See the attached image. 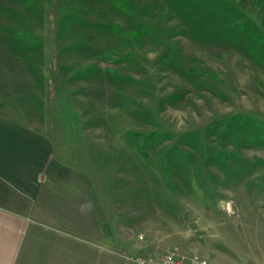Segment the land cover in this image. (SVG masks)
<instances>
[{
  "label": "rangeland",
  "instance_id": "374dc122",
  "mask_svg": "<svg viewBox=\"0 0 264 264\" xmlns=\"http://www.w3.org/2000/svg\"><path fill=\"white\" fill-rule=\"evenodd\" d=\"M1 86L87 168L108 264H264V0H0Z\"/></svg>",
  "mask_w": 264,
  "mask_h": 264
},
{
  "label": "crops",
  "instance_id": "0c3cea01",
  "mask_svg": "<svg viewBox=\"0 0 264 264\" xmlns=\"http://www.w3.org/2000/svg\"><path fill=\"white\" fill-rule=\"evenodd\" d=\"M4 88L0 264H108V213L87 168L70 163L56 133L29 116L43 114L42 102L28 95L21 103Z\"/></svg>",
  "mask_w": 264,
  "mask_h": 264
},
{
  "label": "built area",
  "instance_id": "2783aa9c",
  "mask_svg": "<svg viewBox=\"0 0 264 264\" xmlns=\"http://www.w3.org/2000/svg\"><path fill=\"white\" fill-rule=\"evenodd\" d=\"M144 264H211L205 257L187 256L180 253L177 249H172L164 254L161 258L150 257L141 260Z\"/></svg>",
  "mask_w": 264,
  "mask_h": 264
}]
</instances>
